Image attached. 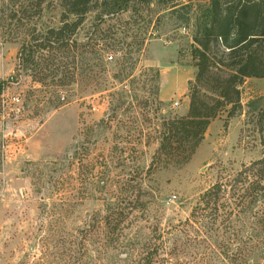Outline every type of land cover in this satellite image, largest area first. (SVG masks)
Returning <instances> with one entry per match:
<instances>
[{
  "label": "rangeland",
  "instance_id": "1",
  "mask_svg": "<svg viewBox=\"0 0 264 264\" xmlns=\"http://www.w3.org/2000/svg\"><path fill=\"white\" fill-rule=\"evenodd\" d=\"M5 2L0 0V7ZM209 4L152 0L139 13L111 21L117 33L108 41L125 42L103 53L111 74L123 57H138V41L146 42L134 73L121 84L110 77L116 85L107 91L89 87L90 72L82 71L81 61L76 71L82 76L61 89L54 102L44 100L46 88L27 70L5 86L0 95V264H141L147 248L161 243L172 252V264H197L201 249L182 245L187 234L197 242V233L184 225L193 207L211 185L264 152V77H248L240 86L241 108L234 115L230 106L222 109L188 163L159 167L154 161L160 147L156 124L186 115L191 91L208 92L213 79L229 70L221 61V45L213 44L203 72L193 53ZM62 12V0H44L38 28L59 26ZM97 13H88L78 42H87ZM23 36L2 37L0 30V79L15 73ZM89 57L86 53L85 60ZM112 91L118 93L109 95ZM114 210L111 220L122 223L108 241L103 220ZM192 254L196 263L190 262ZM262 257L264 245L254 255Z\"/></svg>",
  "mask_w": 264,
  "mask_h": 264
},
{
  "label": "trees",
  "instance_id": "2",
  "mask_svg": "<svg viewBox=\"0 0 264 264\" xmlns=\"http://www.w3.org/2000/svg\"><path fill=\"white\" fill-rule=\"evenodd\" d=\"M27 1L34 12L27 6ZM152 0H62L63 12L60 25L38 28L37 20L43 12L44 0H9L0 7V30L2 37L15 32L20 40L17 51L15 73L8 79H0V95L5 86L15 79L22 70H27L34 82L45 87L44 100L57 101L61 89L76 83L78 62L82 71L88 70L89 87L104 92L125 82L134 72L136 63L146 39L136 43L138 57H123L119 69L111 74L102 56L115 45L125 42L108 41L117 32L112 30L122 21L125 13H139L143 6H150ZM98 10L94 30L85 43L77 40V34L85 23L88 13ZM133 16V15H132ZM140 16V15H139ZM8 19V21L6 20ZM37 18V20H36ZM133 18V17H132ZM25 19L28 22L25 23ZM34 19V20H33ZM108 24V36L104 26ZM17 42L18 37H10ZM193 53L199 59L201 71L208 67L212 46L221 45V61L228 67L224 75L216 76L214 87L208 92L194 89L190 94L189 110L186 115L165 117L155 126L156 139L160 143L154 154L159 167L180 166L188 163L196 153L211 122L230 106L229 114L234 115L241 108L240 86L248 77H264V0H210L206 21L200 34L194 37ZM90 57L85 60V54ZM127 53V52H126ZM113 56H111V59ZM130 65V66H128ZM74 68L72 70L71 68ZM129 68V69H128ZM153 81L159 78L154 73ZM111 84V85H110ZM87 85V86H88ZM94 85V86H93ZM109 87V88H108ZM101 89V90H100ZM118 92H109L114 95ZM50 95V97L48 96ZM264 146V134H262ZM142 142V141H140ZM84 161V160H82ZM264 152L262 157L243 165L228 177L222 178L205 190L193 207L185 224L197 234V242H191V235L183 242V249L198 248L197 264H264V258H254L264 245ZM259 205L252 212L254 205ZM262 203V204H261ZM263 205V206H262ZM117 213H108L104 222V234L108 241L122 220L111 218ZM112 227V228H111ZM163 236L159 235V239ZM193 241V240H192ZM197 244V245H196ZM164 243L147 248L141 264H172L171 251ZM161 252H165L161 255ZM221 260V261H220ZM187 264V263H186Z\"/></svg>",
  "mask_w": 264,
  "mask_h": 264
},
{
  "label": "built area",
  "instance_id": "3",
  "mask_svg": "<svg viewBox=\"0 0 264 264\" xmlns=\"http://www.w3.org/2000/svg\"><path fill=\"white\" fill-rule=\"evenodd\" d=\"M2 97H3V100L5 101L4 94H3V96H2ZM14 100H15V101H19V98H17V97H14Z\"/></svg>",
  "mask_w": 264,
  "mask_h": 264
},
{
  "label": "crops",
  "instance_id": "4",
  "mask_svg": "<svg viewBox=\"0 0 264 264\" xmlns=\"http://www.w3.org/2000/svg\"><path fill=\"white\" fill-rule=\"evenodd\" d=\"M188 110V105H187V108H186V110L185 111H187Z\"/></svg>",
  "mask_w": 264,
  "mask_h": 264
}]
</instances>
